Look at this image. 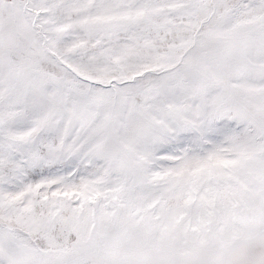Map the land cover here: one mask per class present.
<instances>
[{"label":"snow or ice","instance_id":"1","mask_svg":"<svg viewBox=\"0 0 264 264\" xmlns=\"http://www.w3.org/2000/svg\"><path fill=\"white\" fill-rule=\"evenodd\" d=\"M0 264H264V0H0Z\"/></svg>","mask_w":264,"mask_h":264}]
</instances>
